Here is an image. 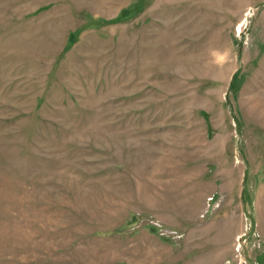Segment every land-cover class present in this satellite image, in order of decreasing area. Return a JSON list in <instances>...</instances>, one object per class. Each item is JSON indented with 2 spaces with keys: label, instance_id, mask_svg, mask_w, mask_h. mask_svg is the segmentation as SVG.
Returning a JSON list of instances; mask_svg holds the SVG:
<instances>
[{
  "label": "rangeland",
  "instance_id": "1",
  "mask_svg": "<svg viewBox=\"0 0 264 264\" xmlns=\"http://www.w3.org/2000/svg\"><path fill=\"white\" fill-rule=\"evenodd\" d=\"M0 264H264V0H0Z\"/></svg>",
  "mask_w": 264,
  "mask_h": 264
}]
</instances>
